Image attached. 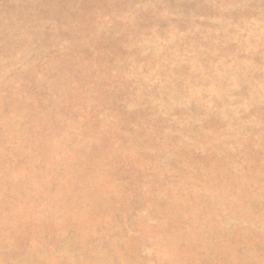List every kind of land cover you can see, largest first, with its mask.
Returning a JSON list of instances; mask_svg holds the SVG:
<instances>
[{
  "label": "rangeland",
  "instance_id": "1",
  "mask_svg": "<svg viewBox=\"0 0 264 264\" xmlns=\"http://www.w3.org/2000/svg\"><path fill=\"white\" fill-rule=\"evenodd\" d=\"M0 264H264V0H0Z\"/></svg>",
  "mask_w": 264,
  "mask_h": 264
}]
</instances>
